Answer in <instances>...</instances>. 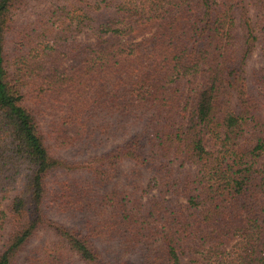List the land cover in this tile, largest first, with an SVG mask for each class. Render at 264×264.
<instances>
[{"label": "trees", "instance_id": "obj_1", "mask_svg": "<svg viewBox=\"0 0 264 264\" xmlns=\"http://www.w3.org/2000/svg\"><path fill=\"white\" fill-rule=\"evenodd\" d=\"M0 264H264V0H0Z\"/></svg>", "mask_w": 264, "mask_h": 264}, {"label": "rangeland", "instance_id": "obj_2", "mask_svg": "<svg viewBox=\"0 0 264 264\" xmlns=\"http://www.w3.org/2000/svg\"><path fill=\"white\" fill-rule=\"evenodd\" d=\"M261 61H262V58H261V55H260V50H259V48L256 50V52L253 54V57H252V59L250 60V65L251 66H259L260 65V63H261ZM63 156L64 157H69V154H68V152L67 151H64L63 152ZM19 184H21V183H19ZM20 186V185H19Z\"/></svg>", "mask_w": 264, "mask_h": 264}]
</instances>
